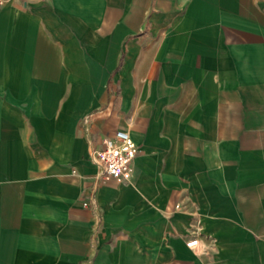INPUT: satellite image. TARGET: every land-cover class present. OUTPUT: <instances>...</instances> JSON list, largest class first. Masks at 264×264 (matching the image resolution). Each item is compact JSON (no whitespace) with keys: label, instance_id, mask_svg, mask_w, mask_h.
<instances>
[{"label":"crops","instance_id":"crops-1","mask_svg":"<svg viewBox=\"0 0 264 264\" xmlns=\"http://www.w3.org/2000/svg\"><path fill=\"white\" fill-rule=\"evenodd\" d=\"M0 264H264V0H4Z\"/></svg>","mask_w":264,"mask_h":264},{"label":"built area","instance_id":"built-area-1","mask_svg":"<svg viewBox=\"0 0 264 264\" xmlns=\"http://www.w3.org/2000/svg\"><path fill=\"white\" fill-rule=\"evenodd\" d=\"M3 1L0 0V5ZM136 154L137 146L130 140L128 133L116 130L111 136L102 140L100 149L92 150L89 153V158L97 166V179L129 181ZM92 198L93 194L87 193L83 206L90 205Z\"/></svg>","mask_w":264,"mask_h":264},{"label":"bare ground","instance_id":"bare-ground-1","mask_svg":"<svg viewBox=\"0 0 264 264\" xmlns=\"http://www.w3.org/2000/svg\"><path fill=\"white\" fill-rule=\"evenodd\" d=\"M131 140V139H130Z\"/></svg>","mask_w":264,"mask_h":264}]
</instances>
